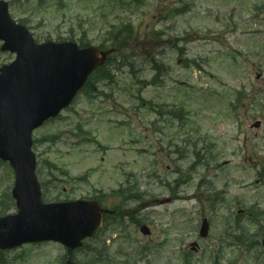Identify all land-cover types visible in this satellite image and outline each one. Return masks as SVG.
<instances>
[{"label": "rangeland", "instance_id": "rangeland-1", "mask_svg": "<svg viewBox=\"0 0 264 264\" xmlns=\"http://www.w3.org/2000/svg\"><path fill=\"white\" fill-rule=\"evenodd\" d=\"M6 1L13 18L26 21L41 43L72 38L110 46L105 40L112 27L134 28L128 53L137 56V73L120 67L114 83H97L94 99L82 92L69 110L34 135V140L60 136L57 143L45 140L34 146L40 181L48 186L45 201L92 198L98 189L104 193V206L121 210L118 219L128 239L111 240L123 229L118 225L114 235L109 229L103 233L105 246L103 240L89 242L104 259L109 257V264H183V252H178L197 241L205 252L203 264H212L217 236L225 230L233 233L228 226L235 228L242 211L239 227L253 233L264 228V221L254 225L245 212L264 210V0H185L195 3L194 13L168 24L163 16L179 0ZM219 10L226 31L216 22ZM202 12L206 17L197 14ZM198 28L212 30L224 42L220 47L203 46V40L191 43L189 57L200 68L164 50L165 63L153 83L157 72L149 60L162 49L156 42L166 40L161 32L173 38ZM14 60L15 55L0 52V65ZM239 92L245 95L238 111H232ZM173 105L186 110L187 124L157 113L158 107L170 111ZM196 143L199 156L194 154ZM13 180L8 167L0 166V216L17 213L7 196ZM130 187L138 191L136 200L113 195L118 189L129 194ZM216 196L217 202L209 201ZM204 217L213 223L207 241L198 235ZM138 222L151 235L144 236ZM187 232L189 238L184 237ZM238 242L232 235L226 238L222 264H264L262 248ZM144 248L150 251L144 254ZM65 255L61 245L48 242L3 258L7 264H59ZM95 259L85 248L71 256L74 264H93Z\"/></svg>", "mask_w": 264, "mask_h": 264}, {"label": "water", "instance_id": "water-1", "mask_svg": "<svg viewBox=\"0 0 264 264\" xmlns=\"http://www.w3.org/2000/svg\"><path fill=\"white\" fill-rule=\"evenodd\" d=\"M0 39L6 42L3 50L18 53L16 62L0 70V158L10 161L17 173L13 196L20 209L17 216L0 219V247L52 240L74 250L100 228L104 211L96 202L42 203L31 132L69 105L111 52L80 50L73 43L36 44L24 26L10 19L4 4ZM202 230L205 236L206 221Z\"/></svg>", "mask_w": 264, "mask_h": 264}, {"label": "flooded vegetation", "instance_id": "flooded-vegetation-1", "mask_svg": "<svg viewBox=\"0 0 264 264\" xmlns=\"http://www.w3.org/2000/svg\"><path fill=\"white\" fill-rule=\"evenodd\" d=\"M118 211L120 212L121 210H118ZM119 212L116 214L117 216L119 215ZM122 225L125 226L124 224H122ZM138 226L140 227V225H138ZM115 228L116 227H114L112 229V230H114V232H115ZM101 235L102 234L98 235V238L96 240H99L101 238ZM149 235H151V232ZM116 236H117L116 237L117 242L121 241V239H123L125 237L124 228L119 230V234H116ZM220 236L218 237V239H216V242H218V246H217V248H215V251L218 249L221 253L222 248L224 246V243L226 242V233L224 232L222 234V237H220ZM214 247H216V246H214ZM191 249H192V252H194L196 254L203 251V248L201 245H198L196 248H191ZM182 252H184V254L182 255L183 264H200L199 259L196 260V258L193 257V255L189 253L188 248H185L184 250H180L178 253L180 254Z\"/></svg>", "mask_w": 264, "mask_h": 264}, {"label": "trees", "instance_id": "trees-1", "mask_svg": "<svg viewBox=\"0 0 264 264\" xmlns=\"http://www.w3.org/2000/svg\"><path fill=\"white\" fill-rule=\"evenodd\" d=\"M130 32V31H128ZM115 37V42L112 45V48L116 49L118 51V53H120L122 50H124V45L131 40V38H129V36L126 35H122V36H114ZM123 59H126L125 56L122 57ZM112 60V59H111ZM112 61H110V65H111ZM113 64V63H112ZM110 69L107 67H103L101 68L96 74L98 75L97 77H101V78H107L110 76ZM98 92L97 87H95L93 84H90L86 90L85 93L87 95H94L95 93ZM50 140V139H49ZM54 141V140H51ZM197 153V152H196ZM91 253V251H89ZM93 264H97L95 262H92Z\"/></svg>", "mask_w": 264, "mask_h": 264}]
</instances>
